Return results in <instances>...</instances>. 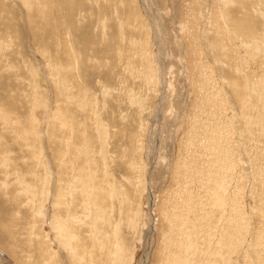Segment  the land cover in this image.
Masks as SVG:
<instances>
[{
	"label": "rangeland",
	"instance_id": "rangeland-1",
	"mask_svg": "<svg viewBox=\"0 0 264 264\" xmlns=\"http://www.w3.org/2000/svg\"><path fill=\"white\" fill-rule=\"evenodd\" d=\"M0 264H264V0H0Z\"/></svg>",
	"mask_w": 264,
	"mask_h": 264
},
{
	"label": "bare ground",
	"instance_id": "bare-ground-1",
	"mask_svg": "<svg viewBox=\"0 0 264 264\" xmlns=\"http://www.w3.org/2000/svg\"><path fill=\"white\" fill-rule=\"evenodd\" d=\"M24 1V0H23ZM205 43V42H204ZM129 61V60H128ZM193 74V73H192ZM65 230V229H64ZM170 231V230H169ZM63 235V234H62ZM69 235H70V233H69ZM65 239V238H64ZM38 242V241H37ZM41 242V241H40ZM70 242V241H69ZM41 244V246H42V243H40ZM70 248V247H69ZM82 252V251H81ZM84 258V257H83ZM75 263V262H74Z\"/></svg>",
	"mask_w": 264,
	"mask_h": 264
}]
</instances>
